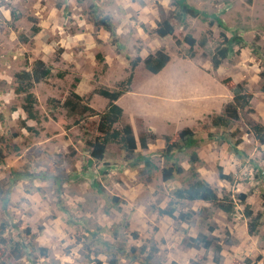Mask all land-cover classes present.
Returning <instances> with one entry per match:
<instances>
[{"label":"rangeland","instance_id":"rangeland-1","mask_svg":"<svg viewBox=\"0 0 264 264\" xmlns=\"http://www.w3.org/2000/svg\"><path fill=\"white\" fill-rule=\"evenodd\" d=\"M189 1L216 13L225 26L187 18L196 40L193 57L173 36L154 32L159 7L169 9L171 0H0V148L9 145L0 160V251H5L0 259L5 264H111L110 250L144 242H156V260L163 264H264V142L246 124L251 119L264 126V59L250 47L257 43L264 53V0ZM92 5L113 17L117 45L91 22ZM31 18L40 28L32 37ZM221 32L241 35L247 46H235L213 69L210 59ZM202 38L204 46L199 45ZM158 50L169 60L153 74L143 59ZM137 56L140 61L132 69ZM36 59L44 61L50 74L33 84L36 116L28 118L14 74L31 69ZM226 77L243 82L252 94L249 110L229 127H211L209 136L199 128L231 100L232 91L222 84ZM74 78L78 81L72 88ZM125 86L128 90L117 100L123 113L115 127L129 124L136 137L142 131L154 134L147 148L139 149L151 154L156 166L151 171L129 168L116 144L106 148L102 161L88 164L86 140L98 134L97 115H71L54 106L71 89L102 112L107 99L94 90ZM184 127L196 130L199 138L194 149L199 177L219 197L235 202L233 214L201 200L177 205V214L193 213L188 222L157 214L174 189L193 179L192 149L178 154L183 173L170 179L161 174L170 165L160 155L164 137L174 141ZM247 204L262 214L254 233L248 231ZM199 234L221 245L219 262L213 248L187 246V239ZM15 243L23 249L19 255L12 250ZM117 264L139 263L119 257Z\"/></svg>","mask_w":264,"mask_h":264},{"label":"trees","instance_id":"trees-1","mask_svg":"<svg viewBox=\"0 0 264 264\" xmlns=\"http://www.w3.org/2000/svg\"><path fill=\"white\" fill-rule=\"evenodd\" d=\"M171 7L164 9L159 7L158 10V21L154 32L164 37L171 35L175 39V43L178 46H188V56H194V46L196 40L193 35L188 31L187 18H200L201 20L208 23V25L216 24L220 28H224L222 19L212 12H207L203 9L197 8L192 5L189 0H171ZM88 16L96 28H101L106 31L110 37L111 44L117 45L118 33L117 26L114 23L113 17L100 9L95 5H92L88 10ZM32 24L30 27V37L37 34L40 28L36 24V20L31 18ZM220 42L214 48L210 62L213 69H217L222 61L229 55L234 53L235 46L243 48L247 46L246 41L241 35L232 33L226 35V33H220ZM23 36H21L22 38ZM30 37L24 38L27 41ZM206 38H202L199 41L200 46H204ZM252 51L264 59V53L259 50L257 43H252L250 46ZM169 56L165 52L158 50L154 54H149L143 59L144 67L153 74L158 73L168 62ZM140 57L137 56L131 61V68L133 69L138 62ZM50 74V68L45 65L42 59H36L33 62L31 69H21L14 74L16 82L15 91L17 93L24 94V103L22 104V110L26 113L28 118H35V103L36 98L31 91L34 83H37ZM264 78V74L261 75ZM131 74L127 78V82H130ZM77 78H74V83L71 87L74 88ZM222 84L227 86L232 91V98L228 101L221 113L216 114L212 117L210 124H202L199 130L207 135L212 136L210 131L211 127H229L239 119L244 118L246 112L249 110L250 101L252 94L247 91L244 87V83L240 81H233L230 77H226L222 80ZM128 86V85H127ZM127 86L117 90H109L106 88L99 87L94 90L95 93L107 99V107L102 112L96 111L89 103V98L79 95L73 90H69L67 97L59 101V105L65 109L71 115L91 113L97 115L96 130L97 135L92 139L86 140V146L89 148L88 164L96 161H102L106 153V148L110 144H116L123 154V159L127 163V166L132 169H140L141 172L151 171L156 168L152 162L151 154H142L139 149H146L150 140L154 139L155 136L152 133L140 132L138 137L135 136L132 127L129 124H124L120 127H115V124L120 122L123 109L117 103L119 97L126 92ZM264 91V83L262 85ZM78 124V120L74 121ZM252 130L254 137L261 143L264 142V126L255 122L254 120L247 119L246 123ZM165 144L160 151V155L165 159L166 162L170 163L169 166L162 168L161 174L164 179H170L178 174L183 173L184 168L178 163V154L183 153L186 150L192 149L189 154V170L193 179L188 182L187 185L177 187L174 189L172 198L167 201L165 207H157L156 212L160 216H168L172 219H177L183 222H188L192 218V212H180L177 214V205L181 201H205L214 205L217 209L231 215L235 212V202L227 195L222 198L219 197L218 193L211 185L203 178L199 177V173L195 168V162L198 160V155L194 150L198 146V140L196 130L184 127L178 132L177 139L171 141L170 137H164ZM9 145L4 143V147L0 148V160L2 157V151L8 148ZM13 150H17V147H13ZM233 152L239 155V151L236 147H233ZM92 186L96 187L98 192H103L100 184L97 181H93ZM111 202L113 205H117V198L112 197ZM245 216L248 217V231L254 233L260 224L262 214L257 212L254 213L249 205L244 207ZM107 247H112L107 241H102ZM187 246L199 248L204 247L207 249L213 248L215 262H219L220 252L222 250L219 243H214L211 237L204 234H199L195 237H189L186 241ZM13 252L15 255H19L22 252V248L18 243L13 244ZM159 248L156 242L148 243L144 242L139 247L131 246L117 247L116 250H110L111 252V264H117L119 257L126 258L130 262H138L139 264H163L156 260V254ZM4 252L0 251V258L4 255ZM0 264H5L0 259Z\"/></svg>","mask_w":264,"mask_h":264}]
</instances>
